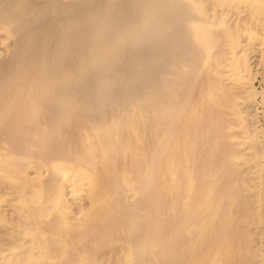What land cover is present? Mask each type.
Wrapping results in <instances>:
<instances>
[{
  "label": "bare ground",
  "instance_id": "obj_1",
  "mask_svg": "<svg viewBox=\"0 0 264 264\" xmlns=\"http://www.w3.org/2000/svg\"><path fill=\"white\" fill-rule=\"evenodd\" d=\"M0 264H264V0H0Z\"/></svg>",
  "mask_w": 264,
  "mask_h": 264
},
{
  "label": "rangeland",
  "instance_id": "obj_2",
  "mask_svg": "<svg viewBox=\"0 0 264 264\" xmlns=\"http://www.w3.org/2000/svg\"><path fill=\"white\" fill-rule=\"evenodd\" d=\"M255 84L257 85V83H255ZM87 205H88V201H87L86 196H81V198L79 199L77 204H75V205L71 204L72 213L75 214V216L80 215L81 213H83L86 210Z\"/></svg>",
  "mask_w": 264,
  "mask_h": 264
}]
</instances>
